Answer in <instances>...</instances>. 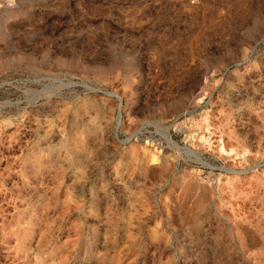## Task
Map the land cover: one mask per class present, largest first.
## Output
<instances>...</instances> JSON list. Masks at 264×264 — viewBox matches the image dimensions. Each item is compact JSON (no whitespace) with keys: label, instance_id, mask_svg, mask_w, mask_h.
Returning <instances> with one entry per match:
<instances>
[{"label":"rangeland","instance_id":"374dc122","mask_svg":"<svg viewBox=\"0 0 264 264\" xmlns=\"http://www.w3.org/2000/svg\"><path fill=\"white\" fill-rule=\"evenodd\" d=\"M0 264H264V0L0 3Z\"/></svg>","mask_w":264,"mask_h":264},{"label":"built area","instance_id":"2783aa9c","mask_svg":"<svg viewBox=\"0 0 264 264\" xmlns=\"http://www.w3.org/2000/svg\"><path fill=\"white\" fill-rule=\"evenodd\" d=\"M15 0H1L0 3L2 5H11ZM242 156V154H240V157Z\"/></svg>","mask_w":264,"mask_h":264}]
</instances>
